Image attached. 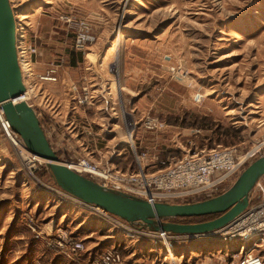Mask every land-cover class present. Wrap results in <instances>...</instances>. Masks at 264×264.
<instances>
[{
  "label": "rangeland",
  "instance_id": "1",
  "mask_svg": "<svg viewBox=\"0 0 264 264\" xmlns=\"http://www.w3.org/2000/svg\"><path fill=\"white\" fill-rule=\"evenodd\" d=\"M10 2L19 30L38 49L32 58L36 75L57 70V82L37 83L45 94L36 105L63 163L89 158L102 167L134 170L123 111L137 123V153L153 161L218 147L236 148L239 155L258 149L247 166L264 155V0ZM80 21L93 38L84 49L76 48ZM119 36L111 72L103 61L112 57ZM72 86L83 96L87 88L89 105L76 110ZM147 117L164 126L148 130ZM57 191L45 163L23 162L0 126V264H79L36 239L28 225L31 218L44 239L50 234L83 240V262L117 250L123 264L233 263L225 253L236 243L225 245L211 237L172 242V260L164 240L134 234L97 212L65 203ZM262 196L264 178L252 193L251 206Z\"/></svg>",
  "mask_w": 264,
  "mask_h": 264
},
{
  "label": "built area",
  "instance_id": "2",
  "mask_svg": "<svg viewBox=\"0 0 264 264\" xmlns=\"http://www.w3.org/2000/svg\"><path fill=\"white\" fill-rule=\"evenodd\" d=\"M62 19H65L68 24L75 23L70 16H63ZM76 24L80 30L76 39V48L84 49L92 42L93 38L88 33L89 28L85 21H80L79 25L78 23ZM16 46L21 72L23 70V73L30 77V79L34 78L36 84L38 82L55 83L58 81L56 69H50L47 73L41 76L36 75L34 69V72L32 71L30 64L34 66L32 58L38 54V49L31 43V41H29L28 34L26 35L25 44L18 45L17 39ZM72 92L74 95L73 101L76 104V110L80 109L79 107L89 105L91 99L88 95L87 88L83 89L84 96L81 94L78 95L79 91L76 86H72ZM14 102H26L36 111L37 116H40V113L37 111L40 107L36 105V103L38 104V101L37 97L34 96L32 84L26 85L24 94L18 97ZM1 107L2 106L0 105V126L7 134L12 144L15 145L16 143L15 148L22 161L40 162L39 159L33 157L31 153L28 152L21 137L12 130V127L6 119ZM145 126L148 130H157L161 129L164 124L156 118L147 117ZM136 130L137 123L133 122V128L130 134L132 142H129V145L134 152V164L136 166L134 170H120L117 167L108 166L102 167L100 164L93 162L89 158L78 160V165H76L77 162H73L70 166L78 173L91 177L104 186L124 191L151 203H184L195 201L201 197L211 198L215 194L223 192L227 184L242 173L248 165V162L256 156L258 150L250 151L245 155H239L236 148L218 147L209 152L203 151L202 154H187L179 159L173 157L167 161L159 162L157 160V162L151 160L147 153H137V147L134 140V133ZM46 136L49 138L48 135ZM11 137L14 138V142ZM50 144L58 155V148L55 147L58 150L57 151L51 142ZM57 145L59 146L60 143ZM85 165L99 170L103 176L87 171ZM79 166H82L83 169L77 170L75 168ZM57 193L63 196L64 202L65 199H70L72 202L82 205L85 211L90 209L88 212L92 214L100 213L104 215V218H110L112 222L120 225L124 230L134 233H137V231L141 234L143 233L124 221L120 222L121 220L119 221L118 218L110 215L95 205H88L72 198V196L68 195L60 188H58ZM28 225L36 239L44 240L47 243V246L49 248L51 247L50 249H55L54 251L65 255L75 263L123 264L124 262V256L117 250L97 253L88 259L87 262H83L81 259L85 248V242L83 240H80L73 235H62L58 236L59 239H57L53 237L54 235L50 234L47 235V239H44L33 218L29 219ZM60 231L62 232L63 230H58V232ZM209 236L213 240L225 244H228L229 242L236 243V249L230 251V254L225 253V255L233 261L232 264H264V196L261 197V200L257 205L250 206L240 217L237 218V220L206 237ZM150 237L157 240H164L167 247H171V243L174 241L185 239L180 236L166 233H151ZM226 248L228 249V247Z\"/></svg>",
  "mask_w": 264,
  "mask_h": 264
},
{
  "label": "water",
  "instance_id": "3",
  "mask_svg": "<svg viewBox=\"0 0 264 264\" xmlns=\"http://www.w3.org/2000/svg\"><path fill=\"white\" fill-rule=\"evenodd\" d=\"M24 91L16 50L14 10L10 0H0V105L28 152L45 163L56 187L85 204L103 209L141 232L166 233L198 242L241 216L251 206L252 193L264 178L263 155L247 166L224 193L198 202L151 203L104 186L60 161L35 110L26 102H14ZM213 215L219 216L200 223L173 221Z\"/></svg>",
  "mask_w": 264,
  "mask_h": 264
},
{
  "label": "bare ground",
  "instance_id": "4",
  "mask_svg": "<svg viewBox=\"0 0 264 264\" xmlns=\"http://www.w3.org/2000/svg\"><path fill=\"white\" fill-rule=\"evenodd\" d=\"M11 3V2H10ZM11 6H12V4H11ZM13 8V7H12ZM14 16H15V19H16V15H15V13H14ZM17 27H18V24H17V19H16V43H17V39H18V45H24L25 44V40H26V35L28 34L26 31V33L25 32H22L21 30H19V28L17 29ZM121 43H122V38H121V36H119L118 38H117V40H116V42H115V44L113 45V47L111 48V51H112V59L110 58V59H108V60H105V61H103V67L105 68V69H107L108 71H111L112 72V68H113V65H112V63H114L115 62V55L118 53V51H119V48H120V45H121ZM17 47V46H16ZM16 50H17V48H16ZM17 57H18V55H17ZM20 65L22 66V64L20 63ZM112 65V67L110 68V66ZM30 67H31V69H32V71L34 72V66H32V64H30ZM22 78H23V84H24V87L26 86V85H29V84H32V88H33V91H34V96H36L37 97V101L39 102V100H42V98H41V96H43L44 94H45V92H43V90L40 88V86H38L37 84H36V82H35V79L33 78V79H30V77H28L27 75H25V73H23V70H22ZM31 81H33V82H31ZM115 85V84H114ZM116 88H117V90L119 89V86H118V83H116ZM30 92V91H29ZM117 94V93H116ZM120 94V93H119ZM123 106V105H122ZM121 106V107H122ZM1 109H2V107H1ZM36 112V111H35ZM124 112V111H123ZM122 112V115L124 116V120H126V124H127V126H124V127H126V139H127V141H130V142H132V137H131V131H132V128H133V123H132V118H131V116H128V115H125L124 113ZM123 125H125L124 123H123ZM12 138V137H11ZM12 140H13V142H14V138H12ZM14 145V144H13ZM15 145H16V143H15ZM14 145V147H16ZM21 147V146H20ZM43 162V161H42ZM44 163V162H43ZM83 166V165H82ZM82 166H79V167H75L77 170L78 169H83L82 168ZM84 167V166H83ZM85 168L87 169V171H90L91 173H93V174H96V175H102L103 176V174L99 171V170H97V169H94V168H92V167H90V166H88V165H85ZM225 192V191H224ZM223 192V193H224ZM72 198H74L73 196H72ZM74 199H76V198H74ZM78 200V199H77ZM80 201V200H79ZM66 202H68V203H71V204H76V205H79L78 203H76V202H72L70 199H65V203ZM82 202V201H81ZM80 206H82V205H80ZM83 207V206H82ZM89 209V208H88ZM100 214V213H99ZM102 215V214H101ZM104 216V215H103ZM240 217V216H239ZM106 218V217H105ZM108 220H110V218H107ZM237 220V219H236ZM111 222H112V220H110ZM234 222V221H233ZM231 224V223H230ZM129 233V232H128ZM134 234H136V233H134ZM134 234H132V235H134ZM137 235H141V236H143V237H150V235H151V233H149V232H143L142 234L141 233H139L138 231H137ZM210 237V236H209ZM202 239V238H201ZM201 239H199V240H201ZM185 240H190V239H185ZM191 241H193V242H195L194 240H191ZM226 245V244H225ZM254 247H257V246H254ZM169 248V254H170V257H171V259L172 260H176V258H175V253L173 252V250H171V247H168ZM255 253V252H254Z\"/></svg>",
  "mask_w": 264,
  "mask_h": 264
},
{
  "label": "trees",
  "instance_id": "5",
  "mask_svg": "<svg viewBox=\"0 0 264 264\" xmlns=\"http://www.w3.org/2000/svg\"><path fill=\"white\" fill-rule=\"evenodd\" d=\"M73 64H76V61H74ZM61 161V158H59ZM222 194V193H221ZM206 200V198H200L198 201ZM219 215H213V216H206V217H197V219H201V222L211 221L215 218H217ZM174 221V220H173ZM200 223V222H199Z\"/></svg>",
  "mask_w": 264,
  "mask_h": 264
},
{
  "label": "crops",
  "instance_id": "6",
  "mask_svg": "<svg viewBox=\"0 0 264 264\" xmlns=\"http://www.w3.org/2000/svg\"><path fill=\"white\" fill-rule=\"evenodd\" d=\"M31 40H32V39H31ZM31 40H30V41H31ZM136 234H137V233H136ZM205 246H206V245H205ZM205 246H204V247H205ZM204 247H203V248H204ZM200 261H201V259H200Z\"/></svg>",
  "mask_w": 264,
  "mask_h": 264
}]
</instances>
